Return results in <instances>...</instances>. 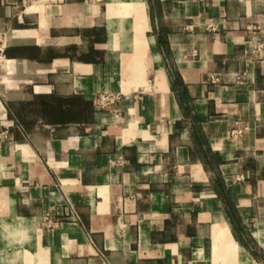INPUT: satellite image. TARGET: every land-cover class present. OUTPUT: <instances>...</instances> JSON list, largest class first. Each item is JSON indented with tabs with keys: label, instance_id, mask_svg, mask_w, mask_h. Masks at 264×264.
<instances>
[{
	"label": "crops",
	"instance_id": "0c3cea01",
	"mask_svg": "<svg viewBox=\"0 0 264 264\" xmlns=\"http://www.w3.org/2000/svg\"><path fill=\"white\" fill-rule=\"evenodd\" d=\"M0 28V264H264V0H0Z\"/></svg>",
	"mask_w": 264,
	"mask_h": 264
},
{
	"label": "built area",
	"instance_id": "2783aa9c",
	"mask_svg": "<svg viewBox=\"0 0 264 264\" xmlns=\"http://www.w3.org/2000/svg\"><path fill=\"white\" fill-rule=\"evenodd\" d=\"M9 37H10V32L7 30V28H0V64L6 60L5 48L8 45ZM115 98L116 96L109 92H99L95 96L94 101L98 106H104L110 102H113ZM46 221L50 222L48 218L46 219ZM54 223L55 221L51 222V224Z\"/></svg>",
	"mask_w": 264,
	"mask_h": 264
},
{
	"label": "trees",
	"instance_id": "16d2710c",
	"mask_svg": "<svg viewBox=\"0 0 264 264\" xmlns=\"http://www.w3.org/2000/svg\"><path fill=\"white\" fill-rule=\"evenodd\" d=\"M176 84H180L181 83V80H180V76H179V74H175V81H174ZM219 183H221V181H219ZM252 254L253 255H255V257H256V252L253 250V252H252Z\"/></svg>",
	"mask_w": 264,
	"mask_h": 264
}]
</instances>
